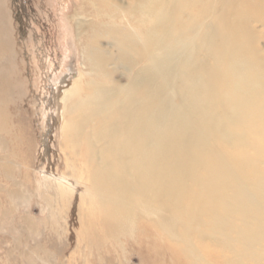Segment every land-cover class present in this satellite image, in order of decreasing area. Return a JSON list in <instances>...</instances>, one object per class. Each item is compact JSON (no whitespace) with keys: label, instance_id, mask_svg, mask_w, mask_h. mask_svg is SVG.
I'll use <instances>...</instances> for the list:
<instances>
[{"label":"rangeland","instance_id":"rangeland-1","mask_svg":"<svg viewBox=\"0 0 264 264\" xmlns=\"http://www.w3.org/2000/svg\"><path fill=\"white\" fill-rule=\"evenodd\" d=\"M147 91L173 193L105 155ZM0 264H264V0H0Z\"/></svg>","mask_w":264,"mask_h":264},{"label":"bare ground","instance_id":"bare-ground-1","mask_svg":"<svg viewBox=\"0 0 264 264\" xmlns=\"http://www.w3.org/2000/svg\"><path fill=\"white\" fill-rule=\"evenodd\" d=\"M149 68H151V67H149ZM70 78L71 77H68L67 79H65V78L62 79L61 85H60L61 88H64V84L66 85L65 87H69V86L72 87L73 86L75 79L73 77H72L73 79L72 78L70 79ZM63 92H65V91H63ZM143 94H144L146 101L141 102V100H136L135 104L127 105V106H121L118 109V111H117L118 112V118L116 120H114L113 122H111L112 130H111L110 138L115 137V135H113L112 133H119V136L117 135L115 137L117 139V140H115L116 141L115 146L113 148L112 147L107 148L105 155L108 156V154L113 152L114 157H116V159L118 161L117 166H119L118 168L121 169L123 167H126V163L122 160V158L125 157V155L129 154L132 157H135L140 152L148 151L147 152V160L145 162L135 160V163H134L136 166V169L138 170V173H140L141 176L143 175L144 172L145 173L153 172V170H155L158 167H162V168L173 167V168L178 170L177 175H179L178 176L179 178L177 177L174 180L170 181V179L166 178L165 176H161L156 181L152 180L151 182L142 183V180L139 179V177H138L139 175L136 173V175H138L137 176L138 180L137 179L136 180H137V183H139V187L140 186H141V188L148 187L151 190L155 186L157 187V186L163 185V186L169 187V185H170L169 188L171 190V193H173V191L183 189V185L182 186L179 184L177 185V182L181 183V182L185 181L187 174L183 170H181L179 167L180 166L182 167L184 164L186 165L185 162L188 161V159L185 158L186 159L185 160L184 158L183 159L182 158H176V156H174V154H172V155H168V154L159 155V154H154V152L152 153V149L155 148L156 145H158L157 140H155L156 138L153 135V132L158 129V125H159L158 120H157V114L159 112V109H158V107L157 108L155 107V104L157 102V95H156V93L148 92V91L144 92ZM97 106L99 107V105H97ZM102 110H103V108H102ZM98 114H100V113H98ZM178 114H179L178 111L176 113L173 112L172 116H175V117L179 116ZM105 116H107V115H105ZM89 120H91V119H89ZM151 127H152V129L149 130V134H146L145 133L146 130L148 128H151ZM140 138L145 140L144 144L136 143V140H138ZM182 140L183 139H181V137H178V138L173 137L170 144L167 145L166 149L168 151L174 150L173 152H175L176 149L179 146H181V144H183ZM191 160H193V159H191ZM105 167H108V166L105 165ZM188 175H189V171H188ZM188 175H187V178H188ZM209 177H210V179H214V177H212L211 175ZM124 181H126V180H124Z\"/></svg>","mask_w":264,"mask_h":264}]
</instances>
